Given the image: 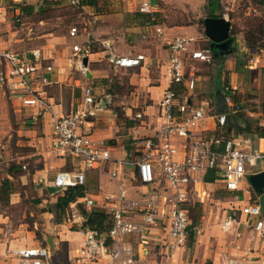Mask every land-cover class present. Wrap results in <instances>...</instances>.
<instances>
[{
	"label": "crops",
	"instance_id": "0c3cea01",
	"mask_svg": "<svg viewBox=\"0 0 264 264\" xmlns=\"http://www.w3.org/2000/svg\"><path fill=\"white\" fill-rule=\"evenodd\" d=\"M142 1L144 0H0V48L9 49L20 57L29 59L37 67L36 74L46 76L49 81L42 87V98L46 102L44 110L38 103L36 94L24 95L19 89L14 90L11 86L0 89V95L6 94L5 96L13 102L15 110H18L20 115L28 116L27 122L32 126L26 128L24 132L31 137L28 144L33 147L32 155L38 156L40 162L38 166L29 169L25 163L28 160L23 159L28 155L16 153L9 157L8 153L5 156L3 155L5 152L0 150V184L4 177L15 182L8 202L4 204L0 202V264L17 263V257L12 250L38 247L48 249V264H53L50 258L56 252L59 242L65 243L69 260H74L78 264H104L102 261L93 263L79 258L84 221L80 205L88 211L81 201L86 196L95 200L97 206L103 205L104 195L116 191L120 185L119 174L116 179H109L110 171L115 168L120 174L121 172L126 174L125 180L122 181L131 199L137 200L144 196L143 192L146 188L137 181L135 170L127 166L116 167L115 161L126 159V147L130 145L129 152H131V142L134 137L148 135L155 130L158 103L163 91L170 85L165 63L169 53L168 43L174 37L190 36L194 39L190 49H208L210 53L208 61L187 59L190 71L194 73L197 81L194 89L186 93H183L181 88L175 87L182 94L173 109L175 114L186 115L182 108L187 111L200 108L204 112L200 130L212 133L215 128L212 115L217 114L213 112V108L215 110L217 105H225L224 101H220V98L224 97L221 88L224 83L236 90V99L244 100L245 94H249L244 90L249 89L250 85L241 81L244 77L241 76L244 75L243 67L237 63V60L232 62L230 56L227 57V60L229 59L226 66L227 74L218 78L213 89L212 73L199 74V70L206 68L207 64L212 68L214 60L210 52V41L204 33V26L201 31L195 22L166 23L165 21V18L170 16L169 12L181 13V10L188 12L186 16H198L199 11L206 8L207 0H146L151 6V14L139 11ZM174 7L176 9H173ZM62 8L74 11L72 19L80 27L77 35L69 34L72 25L69 26L70 28H62L61 22L65 18L60 12ZM47 11H50V14L47 15ZM206 16H210L209 13L205 14ZM74 45L80 50H74ZM32 51L38 52L36 57L33 56ZM230 53L214 61L221 62ZM137 55H142L143 58L132 67L118 66L109 61L111 56L136 57ZM83 57L87 58L86 65L82 63ZM48 66L49 70L46 69ZM257 73L259 77L262 76L261 69L257 70ZM120 74L127 75L125 79L132 88L126 103L113 102V97L117 94L111 89L114 85L109 84L112 80H120L122 78ZM34 85L38 83L35 81ZM84 86L90 87L95 105L82 125V131L90 133L93 140H103L109 146L112 162L104 165L101 173L98 169L85 171L84 195L70 202L62 219L57 222L52 204L59 195L63 194L64 189L50 192L48 187L53 186V179L58 170H74L79 168V163L72 157L58 155L52 149V119L54 116L66 115L84 106ZM198 86L200 92L195 91ZM208 88L210 92L205 94ZM64 89L67 90V94ZM263 90L264 88L260 89V96ZM112 102L114 105H111ZM119 111L127 122H125L128 130L126 135L117 134V130L122 125L120 120L118 122ZM224 111H226L225 106ZM137 113L143 115V118H137ZM125 136L128 138L127 141L123 139ZM0 145L8 148V145H2V142ZM11 162L18 163L21 167L15 178L6 171ZM248 177L249 175L245 177L246 181H242V188H245L249 182ZM194 188L192 201L186 204L188 211L190 206H193L190 204L202 202L203 197L209 196L211 192L213 195L223 193L225 197L222 198L225 200H221L226 203V209L219 228L214 231L212 229L214 239L223 244L214 254L215 264H262L264 235L261 236L254 228L255 220L248 222L244 214L236 211L234 215L236 221L230 224V228L227 230L221 228V222L232 213L231 209L243 206L247 202L249 193L244 192V199L239 201L236 195H241V191L226 189L218 175L212 182L196 180ZM116 204V200H110L105 206ZM71 208H74V212L71 213L72 219L69 216ZM96 208L106 212L101 206ZM134 219L138 223L142 222L141 216ZM28 221H33L32 226ZM67 221H73L78 228L71 229L70 222ZM191 221L186 240L193 231L192 226L196 225L195 220L190 218ZM38 225L47 245H42L41 239L35 235ZM52 231H55L53 236L46 235ZM238 231L240 234H237ZM165 236L160 221L146 232L137 231L126 236L124 245L132 248L135 260L133 264L161 263L164 260L162 254L169 251ZM197 246L199 247L198 244ZM182 247L181 245L172 248L170 250L172 254L167 258L170 259L178 254ZM154 248H157L156 252L160 254L159 259L154 253Z\"/></svg>",
	"mask_w": 264,
	"mask_h": 264
},
{
	"label": "built area",
	"instance_id": "2783aa9c",
	"mask_svg": "<svg viewBox=\"0 0 264 264\" xmlns=\"http://www.w3.org/2000/svg\"><path fill=\"white\" fill-rule=\"evenodd\" d=\"M139 11L151 14L149 2L142 1ZM69 34L77 35V27H71ZM193 41L192 37L182 35L174 37L168 43L169 53L165 67L170 85L163 91L158 103L155 130L151 134L134 137L130 158L115 161L116 167L127 166L135 170L137 181L146 188L144 196L137 200L131 199L122 181L126 174H120L117 168L110 171V180L116 179L117 174L121 176L120 185L116 191L106 193L105 203L98 206L111 215V227L104 232L82 228L79 258L93 263L102 261L104 264H133L135 260L132 248L124 245L126 236L137 231L146 232L159 221L163 225L168 250L184 245L190 225L186 204L192 201L196 180L203 181L206 171L212 169L217 172L226 189L241 191V195H236L239 201L244 199V192L249 193L243 206L231 209L232 213L221 222V228L229 229L230 224L236 221L235 212L239 211L245 215L246 221L255 220L254 228L261 236L264 235V215L258 196L254 194L250 183L247 182L245 188L241 187L246 176L264 170V138H256L253 143L252 138L244 134H223L228 117L238 112L244 113L264 129V90L259 99L249 104L246 99H236V90L225 85L223 94L226 111L212 115L215 120L212 133L200 130L201 120L204 118V112L200 108L189 111L182 108L186 115L175 114L173 109L182 95L175 87L186 93L194 89L197 81L194 73L190 71L187 59H210L208 49H190ZM73 48L80 50L77 45ZM37 53L32 51L34 57ZM142 58V55L111 56L109 61L118 66L132 67ZM0 62V89L11 86L24 95L36 94L34 96L42 109H46L42 87L49 81L46 76L36 74L35 64L9 49L2 48ZM261 62H264V50H249L246 67L251 70L259 68ZM46 69L49 70L50 67ZM35 81L38 85H34ZM83 104L80 109L72 110L66 115L54 116L52 119V149L58 155L72 157L79 163L77 169H60L56 172L53 186L63 189L82 185L87 169H98L101 173L102 167L112 162L109 146L103 140H93L90 133L82 131V125L95 105L89 86L83 87ZM136 117L141 119L143 115L137 113ZM259 162V167L254 169ZM110 200H116L117 204L106 207L105 204ZM81 203L88 210L98 207L95 200L86 196ZM137 216H141V223L135 221ZM12 253L17 257L16 264H48L46 247L16 249Z\"/></svg>",
	"mask_w": 264,
	"mask_h": 264
},
{
	"label": "rangeland",
	"instance_id": "374dc122",
	"mask_svg": "<svg viewBox=\"0 0 264 264\" xmlns=\"http://www.w3.org/2000/svg\"><path fill=\"white\" fill-rule=\"evenodd\" d=\"M221 6L219 8V11L217 14H221V16H224L226 19L230 21V34L232 37L236 39L235 43V49L234 52L228 54L225 56L221 62L218 61H212V68L210 64L205 66L206 68L199 70V74L205 75V74H211L212 73V89L215 87V82L218 81V78L220 76H224L227 74L226 66L229 62V59L227 60V57L230 56V60L234 62V60H237V63L243 67L244 76L241 81L246 82L248 85H250L249 89L243 88L245 93V98L247 103L253 104V101L260 98V89L263 88V77H259L257 70L264 67V62L259 66V68L250 70L249 68H245L246 62L249 58V49L246 46L245 42L246 39H253L257 46L264 45V0H221ZM173 9H176L174 7ZM184 11V12H182ZM57 12V11H56ZM61 13L65 15V18H63V21L61 22L62 28L65 27L68 28L69 26H75L77 27L78 31H80V27L78 24L72 19L74 15V11L72 9H66L62 8L60 10ZM198 16H186V10H181V13L177 12H169L170 16L165 18L166 23L169 22H180V23H190L195 22L199 29L203 31V18L205 17V14L208 13V9H201L199 11ZM46 14H50V11H47ZM69 27V28H70ZM246 46V47H244ZM262 47V46H261ZM235 58V59H234ZM227 60V61H226ZM212 69V70H211ZM212 71V72H211ZM249 71H252L250 73ZM80 73V72H79ZM83 78L82 74H80ZM120 77H122L120 80H112L109 84L114 85L111 87L113 91L115 92V95L113 97V102L119 103L120 101H128L129 95L131 94L130 91L132 88L127 83L125 77H127L126 74H120ZM120 81L121 83H118ZM251 83V84H250ZM64 92L67 90L64 89ZM197 92L199 91V86L196 88ZM207 92L205 94H209L210 90L209 88L206 90ZM3 94V93H2ZM67 94V92H66ZM6 95V94H5ZM0 95V142H2V145L7 144L8 148L0 147V150L4 151L5 153L3 155L7 156L6 153H8L9 157L11 155L17 154H23L28 155L24 157V161H26V166L29 169H32L39 165V158L38 156L32 155V149L33 147L28 144V140L31 139L30 136H28L24 130L26 128H29L32 126V124H28L27 119L28 116L20 115L18 113V110H15V106L13 105V102H11L7 96ZM221 101V98H220ZM224 101V97H223ZM12 104H11V103ZM112 102L111 105H114ZM248 104V105H249ZM115 107V106H114ZM119 107V106H118ZM118 122L120 123L121 128L117 130V134L120 135H126L127 134V128L125 127V120L124 115L122 112H117ZM127 123V122H126ZM39 133V132H38ZM253 143H255V139L257 137L252 136ZM125 141H127V136L123 138ZM1 146V145H0ZM1 153V152H0ZM4 156V157H5ZM1 164V163H0ZM261 162L258 163V165L254 168L257 169ZM246 181V179H244ZM249 183V182H248ZM212 192L209 196L203 197L202 202L190 204L193 206H190L189 208V214L191 220H195L196 225L192 226V233L189 236V238L186 240L184 245H182V250L178 254H175L172 256V258L168 259L167 257H170L172 252L169 250L168 253L162 254L164 257V260L166 258V261H162L159 264H215V252L219 250V248L222 247V243L216 241L214 239V232L215 229L218 230L220 220L223 216L224 210L226 209V203L221 202V200H225L222 198H225L223 193H215L213 195L212 199ZM221 198V199H217ZM74 208H71L69 210V216L71 218V213H73ZM72 219V218H71ZM30 226H32L31 222L28 221ZM63 222V221H62ZM70 222V228L76 229L78 228L75 226V223L73 221H67V223ZM192 221L190 222V224ZM190 227V226H189ZM36 229V228H35ZM55 231L48 232L47 236H53ZM36 237L41 239L42 245H47V242L45 241V237L41 234L40 227L38 225V229L35 230ZM213 238V240H212ZM199 245V247L197 246ZM228 245V244H227ZM157 248H154V253H156L157 258L159 259V255L156 252ZM153 254V253H152ZM51 262L53 264H78L74 260H69L68 256L66 254V245L63 242L58 243V248L56 249V252L52 254L50 258Z\"/></svg>",
	"mask_w": 264,
	"mask_h": 264
},
{
	"label": "trees",
	"instance_id": "16d2710c",
	"mask_svg": "<svg viewBox=\"0 0 264 264\" xmlns=\"http://www.w3.org/2000/svg\"><path fill=\"white\" fill-rule=\"evenodd\" d=\"M221 4L220 0H207L206 9H208V13L210 16H221V14H217L219 11ZM255 40L246 39V46L251 51L254 49L255 51L264 50V45L257 46L254 42ZM262 46V47H261ZM210 52L212 54V57L214 60L221 58L223 56H215V50L210 49ZM262 71V77H263V88H264V67L261 68ZM227 85L224 83L222 89H224V86ZM220 88V89H221ZM222 95H224L222 93ZM221 101H223V98L221 97ZM223 103V102H222ZM221 103V104H222ZM225 105H217L215 107V110L213 108L214 113H221L224 111ZM213 113V114H214ZM231 133H239L244 134L249 137L256 136V137H262L264 138V129L260 128L256 121L252 120L251 118H248L244 113L238 112L230 117H228L227 124L225 126V129L223 131V134L225 136L230 135ZM20 164L11 162L9 166L7 167L6 171L8 174H10L13 178H15L18 173L20 172ZM217 178L215 170H208L203 176V181L205 182H212L214 179ZM15 182L14 180L9 179L8 177H4L1 180L0 184V202L1 204L8 202L9 194L14 189ZM84 195V187L82 185H75V186H69L64 189L63 194L59 195L57 197L56 202L52 204L54 207V213L57 222H60L62 219V216L64 215L65 209L68 207L69 203L76 200V198L81 197ZM80 212L84 216V221L82 223V228H90V229H96L98 231L104 232L107 231L111 227V218L109 213H106L104 210L100 208H93L91 210H85L80 205Z\"/></svg>",
	"mask_w": 264,
	"mask_h": 264
},
{
	"label": "water",
	"instance_id": "95a60500",
	"mask_svg": "<svg viewBox=\"0 0 264 264\" xmlns=\"http://www.w3.org/2000/svg\"><path fill=\"white\" fill-rule=\"evenodd\" d=\"M204 33L209 39V47L215 50L214 55L223 56L235 49L236 39L230 35V21L223 16H206L203 18ZM87 58L83 57L82 63L86 65ZM126 159L130 158V145H127ZM129 149V150H128ZM254 193L258 196V203L264 215V170L251 174L248 177ZM62 187H48L50 192L62 190Z\"/></svg>",
	"mask_w": 264,
	"mask_h": 264
}]
</instances>
